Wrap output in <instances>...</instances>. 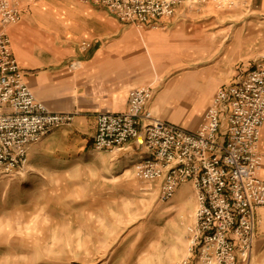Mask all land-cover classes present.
Here are the masks:
<instances>
[{"label": "built area", "instance_id": "built-area-1", "mask_svg": "<svg viewBox=\"0 0 264 264\" xmlns=\"http://www.w3.org/2000/svg\"><path fill=\"white\" fill-rule=\"evenodd\" d=\"M104 9L120 22L158 28L186 0H81ZM22 20L14 0H0V175L23 174L32 147L72 124L71 114H56L38 101L25 82L8 28ZM76 70V64L71 65ZM151 88L133 90L124 114H100L94 150L127 152L142 137L145 154L136 177L161 183V200L173 199L191 183L196 191L194 251L200 264H250L256 213L264 208V64L238 84L221 89L196 131L154 118L147 107Z\"/></svg>", "mask_w": 264, "mask_h": 264}, {"label": "crops", "instance_id": "crops-1", "mask_svg": "<svg viewBox=\"0 0 264 264\" xmlns=\"http://www.w3.org/2000/svg\"><path fill=\"white\" fill-rule=\"evenodd\" d=\"M18 1L22 20L8 33L25 82L51 112L74 116L70 126L32 147L29 157L48 145L96 152L98 116L126 113L130 93L141 88L153 89L147 110L154 118L196 131L221 89L264 64L263 55L254 62L252 33L238 41L230 27L212 30L218 20L211 16L181 10L158 28L138 27L81 0ZM260 150L264 180V128ZM125 156L120 165L135 169L145 154L133 143ZM154 186L160 196L162 184ZM190 186L179 193L187 195ZM256 221L254 264H264V208Z\"/></svg>", "mask_w": 264, "mask_h": 264}, {"label": "rangeland", "instance_id": "rangeland-1", "mask_svg": "<svg viewBox=\"0 0 264 264\" xmlns=\"http://www.w3.org/2000/svg\"><path fill=\"white\" fill-rule=\"evenodd\" d=\"M181 10L216 18L212 30L230 27L238 41L252 33L254 62L264 59V0H186ZM60 146L31 155L23 174L0 175V264H200L191 183L163 202L120 165L126 152Z\"/></svg>", "mask_w": 264, "mask_h": 264}, {"label": "water", "instance_id": "water-1", "mask_svg": "<svg viewBox=\"0 0 264 264\" xmlns=\"http://www.w3.org/2000/svg\"><path fill=\"white\" fill-rule=\"evenodd\" d=\"M142 144H143V139L141 137V138H139V140L137 142V145H138L139 149H142Z\"/></svg>", "mask_w": 264, "mask_h": 264}]
</instances>
